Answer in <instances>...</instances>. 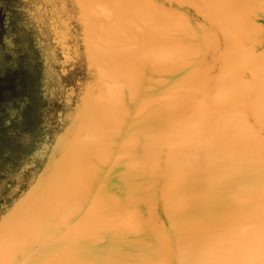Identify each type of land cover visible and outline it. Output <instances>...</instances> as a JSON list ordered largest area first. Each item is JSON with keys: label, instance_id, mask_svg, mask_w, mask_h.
Here are the masks:
<instances>
[{"label": "bare ground", "instance_id": "obj_1", "mask_svg": "<svg viewBox=\"0 0 264 264\" xmlns=\"http://www.w3.org/2000/svg\"><path fill=\"white\" fill-rule=\"evenodd\" d=\"M160 1L0 2V264H264V0Z\"/></svg>", "mask_w": 264, "mask_h": 264}, {"label": "rangeland", "instance_id": "obj_2", "mask_svg": "<svg viewBox=\"0 0 264 264\" xmlns=\"http://www.w3.org/2000/svg\"><path fill=\"white\" fill-rule=\"evenodd\" d=\"M0 2H3L5 4V7H7V9L11 6L10 3L7 2V0H0ZM3 14L4 13L2 12L1 6H0V36L2 35V23H3V18H4ZM15 87L16 86L14 85V82H12V80L10 82H5V83H3L0 80V100L2 99V96H3L2 93L4 91L8 92L13 98H17L19 94L17 93L18 90H16ZM47 113H48V111L45 109V111L40 114V116H39V117H41L40 119L36 118L34 121L31 120L30 124L27 125L26 129H28V130H26L27 131L26 134L27 135L29 134L28 135L29 137H28V143L26 145L28 147V152L31 151L32 145H33V143L35 141V138H34L35 128L37 127L39 129V127L41 128L42 125H45L46 130L49 131V122H46V118H45L46 116H48V115H46ZM10 133L11 132L9 131L8 134H10ZM13 133H14V131H13ZM10 136H11V134H10ZM11 137H15V139L8 143L7 149L9 148L10 151H13V152L15 151V156L13 157V160L11 161L12 165L10 167L11 169H13L12 183H14V184H12V186H11V188L9 190V193H13V191L14 192L16 191L17 186H18L19 174L22 171V169L24 168V166L22 165V162H21V156L23 154L22 150H24V146H21V144H20L21 142L17 139L18 138V131L16 130L14 135L11 136ZM26 150H27V148H26ZM6 154H8V153L3 152L2 156L5 158ZM29 155H31V153ZM8 157H7V159H8ZM0 162H1L0 163V169H4L3 166H4V164H6L5 161L3 160V161H0ZM26 167H27V165H26ZM26 167H25V169H26Z\"/></svg>", "mask_w": 264, "mask_h": 264}, {"label": "water", "instance_id": "obj_3", "mask_svg": "<svg viewBox=\"0 0 264 264\" xmlns=\"http://www.w3.org/2000/svg\"><path fill=\"white\" fill-rule=\"evenodd\" d=\"M152 1H154L156 4H161V3H162L160 0H152ZM163 5H164L163 7H164L165 9H167V6H166L165 4H163ZM179 10L182 11V12H187V9H186V8H182V9L180 8ZM190 17H191L190 19L193 21V23L197 22V20L193 17L192 14L190 15ZM156 217H157L158 219L160 218L159 215H157ZM160 220H161V218H160Z\"/></svg>", "mask_w": 264, "mask_h": 264}]
</instances>
